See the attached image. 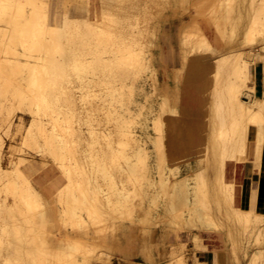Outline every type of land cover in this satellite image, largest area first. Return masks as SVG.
<instances>
[{
  "label": "bare ground",
  "instance_id": "bare-ground-1",
  "mask_svg": "<svg viewBox=\"0 0 264 264\" xmlns=\"http://www.w3.org/2000/svg\"><path fill=\"white\" fill-rule=\"evenodd\" d=\"M203 1L206 0H192L191 10L194 9V12H188V16H190V18L182 25L180 38L183 46L195 45L199 48L209 47L208 36L201 27V21L209 26L213 22H219L220 18H218L214 14L213 16L211 15L203 17L199 13L201 2ZM251 1V4L254 5V2L256 0ZM40 2L41 4H39V0H0V23H6L8 27L11 28L12 40H14L16 44L22 47L21 50L13 49L11 51L14 57L7 61V65L5 67L6 72L4 76H1L3 78L0 81V90L2 93L10 94L11 105H9L8 114L6 116H0V122L3 126V129L8 128L7 132H5L6 135H8L9 133H11L14 126V128H16V132L22 131V118H24L25 116L27 117L28 115L30 117V122L29 124H27V126L25 125L26 127L23 125L25 127V132L23 134L22 132H20V135H22V144L40 148L42 151L41 153L43 154V161L41 160V164L46 165L47 160H53L57 168L60 169L61 173L64 176L63 181L66 180V182L64 183L62 181L59 186L55 187L56 191L52 192L48 197H45L42 191L36 188L23 172L22 165H24V163L26 162L27 157H19L18 160L11 159L7 167L2 165V160L5 152L4 150L6 148V141L0 134V194L1 192L6 193L4 202H0V218L2 217L3 219H5L4 222L8 220L7 222L10 223L9 231L8 226L6 227L7 230L6 228H4L5 231L15 234V237H19L22 234L23 236H26L27 239L25 240V242L28 243L27 245H29L30 247L28 250L26 249L24 258L29 262V264H93L94 261L101 260L103 256H105V254L97 253L98 248L97 246L93 245L91 239L97 238L100 244L105 243L108 228L113 222L111 221L112 218H109L110 212L118 214L117 216H120L121 218L125 216L130 217L132 215L131 204L135 194L134 192H131L130 189V191L123 190L120 185L118 188L117 182L120 181L122 185H125V182L127 181L129 183V181L133 179V176H131L130 173L136 171L139 165L137 161H142L144 155H147V148L144 144L147 139L145 141L143 139L147 137L140 138L137 127L135 126L136 122L135 120H133L137 103V100L134 99V91L130 89L128 92H125L122 86L123 84L120 87L118 85L116 86V81H118L117 79H123V81L125 82L127 79L130 80L132 78L133 85H136L137 77L139 76V73L142 69L143 62L140 55L134 48H132V45L137 44L135 37L129 34L125 35L124 32H117V34H115L116 32H113L114 30H107V27L103 26L102 22H100L97 18L93 19L94 22H91V1L76 0V13H79L80 16L82 15V23L86 25L93 24L92 26H95V28L98 30V33L96 35L97 43L110 45L114 53V56L111 59L95 57L92 61L89 60L81 64L76 63V50L74 51L72 47L68 49L65 47V44L68 43L69 40H73L74 33H72V31H69L68 29H71V26L73 27L74 21L69 20V18H67L68 16L66 17V14H64L61 20L55 18L54 23H51L46 11L48 4L47 1L40 0ZM260 3L261 7L264 6V0H261ZM191 4L189 3L187 5ZM228 5L229 3L226 2L222 6L228 8ZM257 5L260 6L259 3H256L254 6H250L251 8L253 7V9L256 10L259 9V6ZM103 12L102 15L104 14ZM248 13L246 14L248 15ZM241 14L243 13H239L238 21H240V19L242 18H240ZM229 15H231V12ZM260 17V14L255 13L254 16L251 17V24L249 23V21L247 23H249L252 27V23L256 25L261 20ZM247 18L250 19V16ZM62 24L65 26L66 30H61L60 26ZM259 24L261 25V23H258V25ZM246 27H248V25ZM248 28H245V30H247ZM256 28H254V30ZM259 28L260 26L258 27V29ZM260 30H258L257 32L258 36L260 35ZM261 33H263V35L261 34V36L259 37L256 36L257 34H253L252 37L247 36L245 38L244 35V38L246 40L240 41V43H243L239 47L234 48L236 50L230 53H224L223 55L219 56V58L215 60L217 65L215 64V62H213V66L216 65L215 67L218 68V71H216V75L217 73H223L226 77L232 76L231 78L228 77V80L227 78L223 80V82L225 83L223 85L220 84L221 80H219L218 78H216L218 80L215 79L216 83H218H214L215 87L216 85L217 87H221V85L223 86L220 88L222 91H218L224 94L226 104H219L217 106V110L215 109L216 106L214 108V105H212L213 107L211 109L214 108L216 111L213 109V112L215 111L216 113L210 111V113H213L214 117L212 114L211 118L208 117L209 119L213 120L211 127H214V130H216V132L214 133L212 138L210 136V143H207L204 148L208 151L209 155L213 154L214 158L215 156H217V158L219 156V160H217V163L213 158L211 161L214 160L217 164L215 163L216 165L213 164L214 166H211L214 161L211 162L209 161V159L206 161L205 158L206 156H208L207 152L205 153V158H203L205 159L206 163L211 162L210 167L211 172L213 173V180L211 182H209L208 180V176L206 175L207 166H204L206 168L205 170L202 169L203 167H199L200 170L196 172V177L198 176L197 179L199 178L198 180L200 182L196 179L198 183L194 182L195 184L192 183L193 181H195L194 178L192 182L189 181L191 175H182L180 174V171L178 169L171 168L169 175L167 174L168 172L163 173V171L161 170L167 164L163 168L160 167L161 170L160 168H158V172L160 170L159 180L161 182L164 181L167 182V184H170L173 176L180 177L176 182L172 181L170 186L171 195L169 197H166L165 194V206H167L165 207V212H167L172 217L173 215H175L176 222L174 224L176 225V227H178V231L189 230L190 232H193L192 237L194 241H197L199 238L196 231L201 230L207 224H212L210 220L213 218L209 217L212 215L210 213L213 212L211 210V206L210 209L209 206L208 208L206 207L207 210H210V213L208 212L210 214H208L209 216L206 214L207 212L202 211V205H204L205 203H214L217 205V207H219V210L221 209V205H223V202L225 204L223 206H226L227 204V208L230 205V208H228L227 210L225 209L226 217L230 221L227 224L229 229H231L233 226H236L238 228H233H236L238 230L240 226V229L243 228L245 230V233L249 230L250 227L251 229L256 230L257 221L259 218H261V215L264 214L262 210L264 208V189L261 201L257 202V210L246 209L245 207L236 204V184H234L233 181L226 180L225 176L227 166L231 163H234L235 165H245L248 161L254 163L259 161L262 166V155L264 151V100L259 99L257 96L254 71L252 67H256V62H258L259 57L261 58L260 61L264 62V32ZM192 46H190V48H192ZM257 47L259 49L256 50ZM197 50L199 51V49ZM204 50L206 51V53H209L207 52L209 51V49ZM57 55H59L61 59L57 58ZM21 58H25L26 61H22ZM92 69L95 71H101L102 76L105 75L104 77H106V79L101 82L107 85L104 95L103 91H101L99 95H94L92 97L103 98L104 96L105 100L109 102V105H121L124 110L115 112L108 109L104 113L105 118L108 121L114 120L116 122V127L118 128L117 131L114 132L108 129H106L105 131L90 130L88 134L89 140H87V145H85L87 146V148L85 149V153L87 154V156H85L86 158L83 162L81 158V160L76 158L78 155L74 157V154L76 152H74L73 148H71L72 142L70 143V140L68 141L66 136L64 137L58 132L61 120L55 115H58L57 113H59L60 105L62 109L64 107L66 110H68L69 114H74V112L72 111L73 105H75V99L71 88L73 81L72 78L78 72L86 75V73H88V71ZM89 74L97 75L99 73L90 72ZM139 77H141V74ZM157 79L158 78H156V80ZM143 80H145V78ZM98 81L100 80L93 78L91 79L90 83L99 85L100 82ZM65 84H67V87H64L66 86ZM112 85L114 86L112 87ZM210 90L212 92V89ZM139 91L143 92L141 90ZM218 94V92L215 93L216 96ZM213 96L214 95H212V97ZM244 97H250V100L246 101L244 100ZM215 98L216 97H214L213 99L215 100ZM215 101H217V98ZM222 102L224 103V99L222 100ZM103 105L107 104H105L104 102ZM103 110H105V108H103ZM15 116L17 117L16 120L14 119ZM208 123L210 122L208 121ZM69 130L70 128H68V133ZM76 130L78 132L75 133V136L77 134L79 135L78 139L76 137V141L80 143V138L83 139V136L78 129ZM208 131L210 132L211 128ZM211 132L213 134V131ZM209 134L211 135V133ZM12 135L13 134H11V136ZM71 136H73V133ZM252 136L253 139H251ZM115 137L117 139H115ZM157 137L160 136L158 135ZM162 137L164 138V136H161V138ZM84 141L85 139L81 140V142ZM101 141L102 143L105 142L104 144H106V146L102 145L104 146V148H111L113 143L116 144V147L113 146L114 148L109 150L106 148L104 149L102 146L100 148H97L96 145L100 146ZM73 142L74 144H72V146L76 147L75 140ZM161 142L164 143V140H162ZM163 145L162 147L164 149V146H166L167 144L164 146ZM169 145H167L168 148L171 147ZM9 147L10 149L8 150L12 149L15 151L19 146L18 144L16 145L12 143L9 145ZM22 147H19V152H22ZM168 148L166 149L168 150ZM163 149L161 150L163 151ZM158 150L156 152H158ZM203 150H201V152ZM164 152L165 151H163V153H160L165 156L166 154L164 155ZM197 152L201 153L199 151ZM10 154L12 153L10 152ZM163 156L162 159L164 158ZM170 156L166 157V159L170 158ZM166 159L163 160L166 161ZM202 159L199 162H202ZM102 160H109L110 164H107V161H105L106 165H104L102 163ZM158 160L159 159H157V161ZM163 164L161 163L162 166ZM106 166L107 168L110 167L112 170L117 169L121 174L118 177L119 181L117 180V176L115 174L113 175H115L116 177L112 176L113 171L111 172V175L106 177L104 176V179H106L108 182L109 191L106 195L102 196L99 190H96L99 192H94L95 190H92L93 186H90L91 179L87 178L88 175L86 176L85 174L88 171L87 169L89 168L95 169V171L98 172L103 171L104 173ZM107 171L109 172L111 170ZM193 172H195V170ZM100 177H98V179ZM148 177L151 179L152 183V181H154L153 178H151L150 176ZM104 179H102L100 182L104 181ZM262 179L263 178L261 177V180ZM179 193L184 195L186 202H190V204L187 203L188 208L186 212L175 207L176 197L179 196ZM139 194L143 195L141 194V192ZM56 195H59L61 202L65 204L62 210L44 208V206L43 209L39 208V206H41L42 204V201H47L51 198H54V196ZM8 196H12L14 200H19L20 202L25 204L27 206V212L31 215L32 213L35 215V220L33 222L24 221V219L27 220V218L20 216V220L24 218L20 221L18 218V214L21 211L13 205L16 203H12L11 201L12 204H9L6 202ZM60 214L61 218H59ZM40 222L43 223V228L46 229V232L48 231L49 233H38L39 227L37 225ZM255 222L256 224H254ZM8 223L5 225H8ZM68 226L71 227L72 230H70ZM60 227L64 229L57 232L60 233L65 231L64 234L58 233L60 235L58 236L57 234L52 232V230H54L55 228L60 229ZM0 228H3L2 225L0 226ZM31 231L33 233L32 236L28 234ZM238 231V233L240 234H237L242 237V232H240L241 230ZM261 231L262 230H260V232ZM91 232L93 233V235L91 234ZM229 232L231 237L234 236V233H232L231 230H229ZM249 232H251V230ZM252 233L254 234L253 230ZM226 234L229 238V233L227 232ZM259 235H261V233ZM244 237L247 238V236ZM231 239H233V237ZM19 241L22 243L21 240H16V242ZM228 241L230 242L229 239ZM16 242L15 245H13L14 247L16 246L15 250L19 253L21 250H18L17 247L18 245H20V243H18L17 245ZM233 242L232 248H234L235 246L237 250H240L243 254V257H240L238 254L234 253L232 255V260L234 264H242V259L248 255V252L247 250L244 251V248L242 249L243 244L241 246V244L239 243V239H234ZM256 244L258 245V242ZM247 248L248 247H246V249ZM14 251L13 253H15ZM143 256L146 261L141 264H152L148 261V257H146L144 254ZM261 257L263 258L264 264V247L259 251H254L253 253L249 254V260L247 259V262L245 264H257L258 259H261ZM26 260L24 261L26 262ZM173 260L171 261L170 259L169 263L167 264H186V260L183 257L180 259L178 258L174 261ZM200 264L206 263L202 262Z\"/></svg>",
  "mask_w": 264,
  "mask_h": 264
},
{
  "label": "rangeland",
  "instance_id": "rangeland-1",
  "mask_svg": "<svg viewBox=\"0 0 264 264\" xmlns=\"http://www.w3.org/2000/svg\"><path fill=\"white\" fill-rule=\"evenodd\" d=\"M46 1L48 3L46 11L48 13L51 23H54L55 18L61 20L64 14H66V17L68 16L67 18H69V20L74 21L73 27L71 26V29H68L69 31H72V33H74L73 40H69L68 43L65 44V47L67 49L72 47L74 51L76 50L75 52L77 54L75 57L76 63L81 64L89 60L92 61L95 57L96 58L101 57L103 59L113 58L114 53L110 45H106L104 43L102 44L97 43L96 35L98 33V30L95 28V26L93 27L92 26L93 24L86 25L82 23L83 20L81 19L82 15L80 16L79 13H76L77 12L76 0H71V1L46 0ZM90 1L92 3L90 7V19L92 20L91 22H94L93 19L97 18L99 19L100 22H102L103 26L107 27V30L109 31L114 30L113 32H116L115 34H117V32H122V33L124 32L125 35L129 34L135 37L137 44L132 45V48L136 50V52L140 55L142 59L144 67L142 66L141 69L142 72L140 71L139 73V76L141 74L142 78L139 76L137 77L136 85L139 84L137 85L138 87L135 84L133 85V78L130 80L127 79L125 82L123 81V79H117L118 80L116 81L117 84L116 83L115 84L116 86L118 85L119 87L123 84L122 86L125 92H128L130 89L134 91V99L137 100V103H136V112L134 113L135 116L133 120H135L136 122L135 126L137 127L140 138L147 137V138H143L144 141L147 139L146 142H144L145 147L147 148V155H144L142 161L140 162L137 161L139 165L136 171L130 173V175L133 176V179L130 180L129 183L128 181L125 182V185H122L120 183L118 177L121 173H119L117 169L112 170L110 167L107 168L106 166L104 173L103 171L101 172L95 171V169L92 168L87 169L88 173L86 172L85 175L86 176L88 175L87 178L91 179L90 186L91 187L93 186L92 190L93 191L95 190L94 192L100 191L102 196L108 193L109 191L108 182L106 179H104V176L106 177L111 175V172L113 171L112 176L114 177L117 176L116 178L119 181L117 182L118 183L117 187L119 188L120 185L123 190L128 191L130 189L131 192H134L135 194L131 204L132 215L130 217L125 216L121 218L120 216H117L118 214H114V212L113 213L110 212L109 218H112L111 221L113 222L108 228L105 243L100 244L97 238L91 239L93 245L97 246L98 248L97 253L105 254V256H103L101 260L94 261L93 264L105 263V262H107V264H141L134 262L146 261L144 259L143 254L149 258L148 261L151 262L152 264H167L169 263L170 259L172 261L174 258H175L174 260H176L182 257L185 258L186 264H191L190 254H189L191 249L189 246V242L187 240H183L182 238H180L179 235L181 233H188L191 235L193 232H190L189 230L178 231L177 230L178 227H176V225L174 224L176 222L175 215H173L172 217L167 212H165V207H167L165 206L166 197H169L171 195L170 194L171 183L172 181L176 182L180 177L173 176L170 184H167V182L164 181L161 182L159 180L160 170L167 164L161 170L163 171V173L168 172L167 174L169 175L171 168L178 169L180 171V174L182 175L183 174L191 175L190 178L191 177L192 178L191 179L189 178V181L192 182L195 179V181H193L192 183L194 182L198 183L199 178L197 179L198 176L196 177V172H198L200 168L203 167L202 169L204 170L207 168L206 170L207 172L206 171L205 172L206 175L208 176L209 182L213 180L212 178L213 173L211 172L210 165L211 162H213L214 160H216L217 162V160H219V156L218 158L217 156H215L214 158L213 154L209 155L208 151L204 147L206 146L207 143L208 144L210 143L211 138L216 132V130H214V127H211L213 120L209 118H211L213 113L218 109L217 106L219 104L220 105L226 104L224 94L220 93V91H222L220 88L223 87L222 86L223 84H225L223 80H225L226 78L228 80V77H230V76L226 77L223 73L222 74L217 73L216 75V71H218L217 70L218 68L215 67L217 65L215 60H217L219 56L223 55L224 53H230L236 50L234 48L239 47L243 43V42L240 43V41L246 40L245 38L247 36L252 37L253 34H257L256 36H258L257 32L258 30H260V28L261 30L259 36H261V34L263 35V33L261 32H264V6L261 7V3H260L261 0H256L254 2V5L256 3L260 4V6L257 5L259 6V9L256 10L253 9V7L251 8V6H254L251 4L252 2L251 0H245V2L244 0H206L201 2L199 13L203 17L211 16V15L213 16L214 14L215 16L220 18V21L217 23L213 22L214 24L211 23L209 26L201 21V27L208 36L210 48L209 47L199 48L196 47L195 45L183 46L180 38L182 32V25L184 24L185 21H188V19L190 18V16H188L189 14L188 12L189 11L194 12V9L191 10L192 0H90ZM41 2L39 0V4H41ZM226 2L229 3L228 8L222 6ZM189 3L191 5H187ZM229 10L231 12V15H229L230 14ZM240 11L243 14H241L240 18L241 17L242 18L240 19V21H238L239 13H241ZM102 12L104 13L103 15ZM246 13H248V15ZM255 13L260 14L261 20L258 23H261V25L260 24L258 25V23L254 25L252 23V27H251L250 24L252 21L250 20ZM249 16L250 19L247 18ZM248 21L250 24L247 23ZM247 25L249 28L246 27ZM257 25L258 27L260 26L259 29ZM60 27L61 30L62 29L66 30L63 24ZM245 28L248 29L245 30ZM254 28H256L255 29L256 31L254 30ZM190 46H192V48H190ZM21 48L22 47L20 45L16 44L14 40H12L11 28L8 27L6 23H0V81L3 78L1 76L2 75L4 76L6 72L5 67L7 65V61L14 57L11 51L13 49L21 50ZM203 48L207 50L209 49V51H207L209 53H206V51ZM197 49H199V51ZM212 49H216L218 53L216 50H212ZM257 49L259 48L257 47L256 50ZM57 58L61 59L59 55H57ZM21 59L22 61H26L25 58H21ZM258 59H259L258 62H256V65H258V67L255 66L252 67H255V69L258 71L259 86H260L259 89L260 92H262L264 90V62L260 61L261 60L260 57ZM213 62H215L216 64V65L214 64L215 66H213ZM90 72L92 73L98 72L99 74L97 75L89 74ZM101 73H102L101 71L99 70L95 71L93 69L89 70L88 73H86V75L79 72L76 73L72 78L73 81L71 85L72 93L75 99V105H73L72 108L74 114L73 115L69 114L68 110H66L64 107L63 110L60 105L59 113H57L58 115H55L61 120L60 127L58 128V132L62 136L64 137L66 136L67 140L68 141L70 140V143L72 142L71 148H73L74 152H76L74 154V157L78 155L76 158L78 159L81 158L83 162L84 159L86 158L85 156H87V154L85 153V149L87 148V146L85 145H87V140H89L88 134L90 130L105 131L106 129H108L114 132L117 131L118 128L116 127V122L114 120L108 121L105 118L104 113L108 109L115 112H120L124 110V108L121 107V105H109V102L105 100L104 96L103 98L92 97L94 95H99L101 91H103V95H104V92L106 90L105 88L107 87V85L101 82L105 80L106 77H104L105 75L102 76ZM142 74H146L147 76ZM93 78L100 80L98 81L100 82L99 85L90 83L91 79ZM144 78L145 80H143ZM156 78L158 79L156 80ZM216 78L221 80L222 83L219 81L220 84H222L221 87H217V85L216 87L214 86V83L215 84L218 83V82L216 83V80H218ZM254 80H255V76H254ZM65 85L66 86L64 87H67V84ZM113 86L114 85H112V87ZM214 88L215 90L217 88L216 92ZM210 89H212V92ZM139 90L143 92H140ZM189 90H195L199 93L198 95L201 98L202 105H185V101L187 100L186 98L189 95L188 92ZM217 92L219 93L218 94L219 96L217 95L218 97L215 95V93ZM212 95L214 96L212 97ZM214 97L217 98V101H215L216 98L215 100L213 99ZM223 99H224V103L222 102ZM244 100L249 101L250 97L249 98L244 97ZM104 102L107 105H103ZM9 105H11L10 94L2 93L0 90L1 117L6 116L8 114ZM212 105H214V108L216 106L215 108L216 110L213 108L215 110L214 112L213 109H211L213 107ZM103 108H105V110H103ZM210 111L213 113H210ZM14 119L16 120L17 117L15 116ZM22 120H23L22 123L23 128L21 129L22 131L16 132V128H14L15 127L14 126L12 128L11 133H9L8 135H6L5 133L7 132L8 128L3 129V126L0 122V134L4 137L6 141V148L4 150L5 152L2 160V165L7 167L11 159L18 160L19 157H27L26 162L24 163V165H22V169L25 176L34 184L36 188L38 187L35 185L34 178H37L38 176L42 175V173L38 171L43 170L49 165L53 166L60 172L61 175L60 183H61L64 180V176L61 173L60 169L57 168L55 162L49 159L47 160L46 165L44 164L42 165L41 160L43 161V154L41 153L42 152L41 149L37 147H32L31 145L22 144L21 142L22 135H20L21 134L20 132H22V134L25 132V127L27 126V124H29L30 117L27 115V117L25 116L24 118H22ZM208 121L210 123H208ZM23 125L26 126L24 127ZM68 128H70L69 133H68ZM210 128L211 131H213V134L211 131L210 132L208 131L210 130ZM76 129H78L79 132L82 134L83 139H85L84 142H81V140L83 139L80 137H79L80 143L76 141V137L78 139L79 136L78 134L75 136V133L78 132ZM71 132L73 133V136H71L72 135ZM65 133H67L68 135ZM209 133H211V135ZM11 134L13 135L11 136ZM158 135L160 137H157ZM15 136H18L20 138ZM161 136H164V138L162 137L163 138L162 139ZM166 136L168 139L169 138L170 139L168 140ZM115 139L117 138L115 137ZM251 139H253V136L251 137ZM74 140L76 147L78 146L77 148L75 146L74 147L72 146V144H74L73 142ZM162 140H164V143L161 142ZM12 143L16 145L18 144L19 147L23 146L22 152H19L20 150L19 147L17 148L18 150L16 149L17 151L16 150L14 151L12 149L8 150L10 149L9 145ZM104 143L105 142L102 143L101 141L100 146L96 145V147L100 148L102 145L106 146V144ZM161 143L162 145L170 144L169 146L171 147L168 148L167 145L166 146L163 145L165 147L163 149ZM115 145L116 144L113 143L111 148H107V147L105 148L109 150L116 147ZM102 147L104 148V146ZM166 148H168V150L170 151H168ZM156 149L158 150V152H156L157 151ZM161 149L165 151L164 155L165 154L167 155L170 152L168 155L169 156L172 155V156L166 159V157L169 156L168 155L163 156L160 153V152L163 153ZM203 149L206 151H204ZM201 150H203L204 152L203 151L201 152ZM197 151L201 153H198ZM10 152L12 154H10ZM206 152L208 153L207 154L208 156L205 155ZM10 155L12 156V158ZM162 156L164 157L163 158L164 160L166 159V161L162 159ZM199 157L201 159L204 157L206 161L208 159L209 161H211L213 158L214 160L209 163L208 162L206 163L205 159L203 158L202 159L203 161L199 162L201 161ZM157 159H159L158 160L159 162L157 161ZM105 161L107 160H102V163L104 165H106ZM216 162L214 161L211 166L216 165L218 163ZM161 163L163 164V166L161 165ZM107 164H110L109 160L107 161ZM204 166L207 167L205 168ZM158 168H160L159 172H158ZM230 169L231 168L229 166L228 170L225 173V176H226V180L228 181L233 180L234 184L236 183V185H238L236 190V204H238V198L239 196L241 197V187H239L240 177L238 173H235L234 178L232 179L231 177L232 174L230 173ZM107 170H111V171L108 172ZM194 170L195 172H193ZM105 171L108 175L105 173ZM113 174H115L116 176ZM148 176L153 178L154 181H152V183H151V179ZM98 177H100L101 179L100 178L98 179ZM102 179H104V181L100 182ZM263 181L264 180L262 179L258 184L256 197L254 195L255 192L252 190L251 203L249 206H245V207H249V208L252 207L253 210H257L256 199H258V202H260L263 197V193H262L264 189ZM63 182L65 183L66 180ZM38 189L41 190L40 188ZM139 191L143 195H140ZM137 192L139 195L137 194ZM42 193L45 197L49 196L45 194L43 191ZM178 195L179 196L176 197L175 207H177V209L179 210L182 209V211L186 212L188 208L187 203L190 204V202H186L184 195H182L181 193H179ZM242 196L243 197L245 196V192ZM5 198H6V193L1 192L0 202H4ZM11 201L12 203H16L13 205L16 206V208H18L21 211L18 214L19 220L21 217L27 218V220L24 218L21 219V220L24 219V221L33 222L35 220L34 219L35 215L33 213L31 215L30 213L27 212V206L25 204H23L19 200L18 201L14 200L12 196L11 197L8 196L6 202L12 204ZM41 203H42L41 206H39V208L41 209H43L44 206V208L62 210L65 206V204L61 202L59 195H56L54 196V198H51L47 201H42ZM223 205H225L224 202ZM223 205H221L222 207L220 210L218 209L219 207H217V205L214 203H205L204 205H202L203 207L201 206L202 211L207 212L206 213L207 215L210 213L209 209L211 206L212 208L211 210L213 212H211L210 214H212L211 215L212 217L209 216L210 214L208 216L210 218H213L210 220L212 224H207L205 225L206 228L203 227L201 230L196 231L198 236L200 233V237L198 238L197 241H194L192 237V241L195 244V248H202V249L209 248V246L207 245L205 246L204 243H208V244L211 243L212 248L214 249L215 252H217L220 249L222 250V245H223L224 246L223 258L225 259L224 261H226V264H234L232 260V255L234 253L238 254L240 257H243V254L241 253L240 250H237L235 246L234 248H232L233 247L232 242L234 241V239L235 240L239 239L240 241L239 243L241 244V246L243 244L242 249L244 248V251L247 250L248 252V255L242 259V264H245L247 262V259L249 260V254L253 253L254 251H259L264 247V229H263L264 214L261 215V218L258 219V221L260 220L259 222L257 221L258 225L256 224V222L254 223L256 224L257 227L256 230L251 229L250 227L249 230L247 231L248 233L247 232L245 233V230L243 228L240 229L239 226L238 230H241L240 232H242L241 234L242 237H241L240 235H238L240 233H238L239 231L236 229L238 227L233 226L236 228L232 227L231 229H229L227 224L230 221L226 217L225 209L227 210L228 208H230L229 207L230 205L228 204L229 205L228 208H227V204L226 206ZM208 206L209 209L207 210ZM262 210L264 213V208ZM59 218H61V214ZM4 221L5 219L1 217L0 226L2 225L3 228H0V264H23V262L24 264L26 263L29 264V262L24 258L26 249L28 250L30 247L29 245H27L28 243L25 242V240L27 239L26 236H23L22 234L19 237H15V234L8 232L10 225V223L7 222L8 220L6 222ZM220 222L223 224H221ZM7 223L8 225H5ZM3 224L5 225V227ZM42 224L43 223L40 222L37 225L39 227L38 233L39 234H43V232L49 233L48 231L46 232V229L43 228ZM7 226H8V231H5L4 228H6ZM69 228L70 230H72L71 227ZM63 229L62 227H60V229L55 228L54 230H52V232L60 236L59 234L60 233L64 234L65 231L60 233L57 231H62ZM229 230H231L232 233H234V236H232L233 239H231L232 237L230 235ZM250 230L251 232H249ZM252 230L254 231V234L252 233ZM260 230L262 231L260 232ZM227 232L229 233L228 234L229 238L227 237L226 234ZM260 233L261 235H259ZM28 234H30V236L33 235L32 231ZM91 234L93 235L92 232ZM173 235L175 236L172 237ZM244 236H247L248 239ZM250 236L252 237V239ZM240 237L243 241L240 239ZM228 239L230 240L231 243L228 241ZM16 240L17 241L21 240L22 243L20 241L16 242ZM15 242L17 243V245L18 243H20V245H18L17 247L18 250H21L19 253L16 252L15 250L16 249L15 248L16 246L14 247ZM121 242H124L127 245V254H123L122 252L119 251L121 247ZM257 242L258 245L256 244ZM247 244L248 245L250 244L251 246L250 245L248 246ZM19 246H21L22 248ZM246 247L248 248L246 249ZM13 251L15 253H13ZM214 257H215V264H217L216 255H214ZM24 260H26V262ZM198 262L202 263L195 257L193 263L200 264ZM257 264H263L262 257L261 259H258Z\"/></svg>",
  "mask_w": 264,
  "mask_h": 264
},
{
  "label": "crops",
  "instance_id": "crops-1",
  "mask_svg": "<svg viewBox=\"0 0 264 264\" xmlns=\"http://www.w3.org/2000/svg\"><path fill=\"white\" fill-rule=\"evenodd\" d=\"M258 67V65H256ZM253 71L255 72V84H256V93L259 99L264 100V90L260 92V86H259V75L258 71L253 67ZM189 95L187 96V100L185 101V105H202L201 103V98L198 95L199 93L195 90H189ZM230 166V173L232 174L231 177L232 179L234 178L235 173L239 174V181L242 189V195L245 192V196L241 197L239 196L238 198V204L245 207L249 206L251 203V192L252 190L255 192L254 195L256 197L257 189H258V184L261 180V177H263L264 180V151L262 155V166L259 161L257 162H251L248 161L245 165L244 164H239L235 165L234 163L228 164L226 171L228 170ZM46 170V171H44ZM38 172H41L42 175L38 176L37 178H34L35 185L40 188L45 194L51 195L52 192L56 191L55 187L59 185L60 183V172L54 168L53 166L49 165L48 167L44 168L43 170H40ZM233 181V180H231ZM234 182V181H233ZM236 184V183H235ZM264 184V181H263ZM238 185H236V190H237ZM263 193V192H262ZM258 202V199H256ZM246 209H252V207H245ZM173 235L172 237H174ZM180 238L183 240H187L189 242L190 246V262L191 264H194V258L196 257L199 261L205 262L206 264H215V257L216 255V260L217 264H226L225 259L223 258V245H222V250H218L217 252L214 251L212 248L211 243H204V245L209 246L208 249H202V248H195V244L192 241V234L188 233H181L179 235ZM200 237V233H199ZM120 252L123 254H127V245L124 242H121V247L119 249ZM134 263H143V262H134ZM97 264H107L105 263H97Z\"/></svg>",
  "mask_w": 264,
  "mask_h": 264
}]
</instances>
